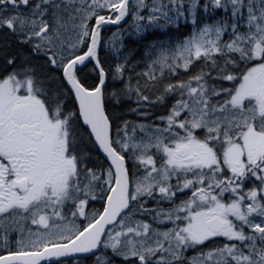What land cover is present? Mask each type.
I'll return each instance as SVG.
<instances>
[{
  "label": "snow or ice",
  "instance_id": "6c2138e0",
  "mask_svg": "<svg viewBox=\"0 0 264 264\" xmlns=\"http://www.w3.org/2000/svg\"><path fill=\"white\" fill-rule=\"evenodd\" d=\"M0 264H264V0H0Z\"/></svg>",
  "mask_w": 264,
  "mask_h": 264
},
{
  "label": "trees",
  "instance_id": "16d2710c",
  "mask_svg": "<svg viewBox=\"0 0 264 264\" xmlns=\"http://www.w3.org/2000/svg\"><path fill=\"white\" fill-rule=\"evenodd\" d=\"M183 31L184 32H187L188 31V29L187 28H185V29H183ZM126 36V43H127V45L129 46V47H136V48H138L140 51L138 52V55H137V58H139V56L142 54V52H143V47H142V44L143 43H147V41H143V42H136V40H135V37H132V38H127V35H125ZM103 53H102V58H103ZM141 67H143V65H141ZM140 69L138 68L137 69V71H139ZM91 82V81H90ZM126 107H127V105H125V109H126ZM122 111H123V109H122ZM128 118H130V119H136V117L134 116V115H130ZM100 159L101 160H103V157L101 156L100 157Z\"/></svg>",
  "mask_w": 264,
  "mask_h": 264
},
{
  "label": "flooded vegetation",
  "instance_id": "af4514ba",
  "mask_svg": "<svg viewBox=\"0 0 264 264\" xmlns=\"http://www.w3.org/2000/svg\"><path fill=\"white\" fill-rule=\"evenodd\" d=\"M131 21H132V20L130 19L129 23H128L126 26H128V25L131 23ZM126 26H122V28L124 29ZM117 29H118V28H112V27L108 26V27L105 29V31H104V36H105V38L107 39V38L111 37L112 34H113L114 32L117 31ZM69 106L71 107V105H69Z\"/></svg>",
  "mask_w": 264,
  "mask_h": 264
},
{
  "label": "rangeland",
  "instance_id": "374dc122",
  "mask_svg": "<svg viewBox=\"0 0 264 264\" xmlns=\"http://www.w3.org/2000/svg\"><path fill=\"white\" fill-rule=\"evenodd\" d=\"M133 24H134V21L132 20L131 23L123 29L124 32H125V35H127V32L132 30V25Z\"/></svg>",
  "mask_w": 264,
  "mask_h": 264
},
{
  "label": "water",
  "instance_id": "95a60500",
  "mask_svg": "<svg viewBox=\"0 0 264 264\" xmlns=\"http://www.w3.org/2000/svg\"><path fill=\"white\" fill-rule=\"evenodd\" d=\"M123 25H125V24H123V23H122V26H123ZM110 27H118V26H113V25H110Z\"/></svg>",
  "mask_w": 264,
  "mask_h": 264
}]
</instances>
